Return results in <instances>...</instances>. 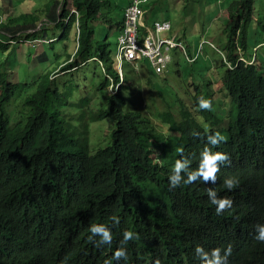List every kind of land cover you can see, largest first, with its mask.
Instances as JSON below:
<instances>
[{
  "label": "trees",
  "instance_id": "trees-1",
  "mask_svg": "<svg viewBox=\"0 0 264 264\" xmlns=\"http://www.w3.org/2000/svg\"><path fill=\"white\" fill-rule=\"evenodd\" d=\"M112 5L110 0H50L45 4L48 21L59 20L63 29L50 42L55 50L52 59L40 43H35L40 49L37 46L36 52H29L35 56V70L38 63L48 62L39 79L13 82L6 65L14 63L0 62V264H103L120 246L127 251V264H201L194 252L197 244L222 251L230 244L229 264H264V242L254 239L255 226L264 223L261 57L250 65L239 62L226 71L232 107L225 116L213 103L211 110L198 108L201 87L192 93L196 114L180 96H176V109L169 101L167 111L158 113L174 132L166 135V126L156 127L125 93L131 78L125 77L118 86L111 42L95 37L93 23L99 19L116 23L119 30L122 27L125 6L120 19L114 21ZM12 6L14 0L0 16L2 54L16 36L34 35L42 41L35 36L43 28H37L39 14L35 19L29 12L4 19ZM254 8V0H234L228 5L229 61H236L238 47L249 48L244 23L254 16ZM73 31L77 45L72 53L66 47ZM56 40L63 42L64 53L56 48ZM184 52L194 55L188 47ZM61 55L66 58L47 69ZM95 58L103 63L106 75L113 77L104 75L97 89L105 90L111 84L117 88L110 94L105 90L104 104L97 112L101 120L111 117L115 126L111 142L91 153L88 102L80 94V112L71 125L62 107L70 104L69 97L81 88L61 75ZM159 92L164 95L162 89ZM205 98L211 100L208 94ZM221 116L226 118L225 124H221ZM200 117L210 124L207 133ZM193 131L200 135L193 136ZM215 131L227 139L208 145L206 136ZM173 135L180 139L173 143L162 139ZM206 145L229 156L216 181L198 179L169 188L168 176L175 160L187 157L190 168L195 169ZM229 176L240 180L231 191L223 185ZM209 188L220 197H230L232 206L217 215L207 196ZM112 215L119 216L120 222L112 227L111 246L88 241L89 225H111ZM124 230L138 233L139 239L121 245ZM92 252L98 254L94 259ZM113 264L125 262L113 260Z\"/></svg>",
  "mask_w": 264,
  "mask_h": 264
},
{
  "label": "rangeland",
  "instance_id": "rangeland-1",
  "mask_svg": "<svg viewBox=\"0 0 264 264\" xmlns=\"http://www.w3.org/2000/svg\"><path fill=\"white\" fill-rule=\"evenodd\" d=\"M14 7L9 13L4 15V19L9 16H16L23 12L33 13V19L40 16L37 21V28L43 27L35 36L42 37V41L36 40L27 35L16 36V39L9 41L6 51H0V62L7 60L13 62L14 65H6L9 72V78L14 81L25 80L32 81L33 78H40L48 62L38 63L35 70V56H31L29 52H36L37 44L40 43L52 59L53 47L50 42L53 38L57 39L62 33V23L57 20L48 21L46 14L47 8L45 4L50 0H21L15 2ZM112 2V16L114 21L121 17L122 8L130 3V0H110ZM234 0H140L144 9L143 17L151 21V25L146 27L145 23L141 29L148 31L154 28V21L164 19L171 21L172 28L163 30L159 33L161 38L173 40L172 46H176L177 50L167 53L171 58V63L163 71L158 72L154 63L150 59H145L140 63L126 58L120 59V44L118 37L125 25L123 18L122 27L118 28L117 24H111L108 20L99 19L93 23L95 28V37L100 39L105 37L111 42V48L114 56L113 67L119 76L118 86L123 83L125 77L131 78L128 81L130 87L125 90L132 97L134 106L143 111L144 115L150 116L155 126L165 125L159 118L158 113L167 111L168 102H172L173 109L179 106L176 96H180L183 101L193 106L192 113L196 114L195 100L192 99V93L196 88L201 87L198 98H211L218 112H223L224 116L232 107V101L226 89V71L233 69L239 62L246 65L254 63V58L261 57L264 67V0H254V16L250 21L244 23V32L247 33V43L249 48L247 51L240 47L236 51V61L232 62L228 59V43L229 32L226 27L228 24V5ZM11 7V0H0V16ZM38 11L35 9L38 8ZM73 7H71L72 9ZM31 31V30H30ZM44 35H43V34ZM76 32L71 34V41L66 47L67 51L74 52L76 49ZM6 36V35H5ZM57 36V37H56ZM13 38V37H12ZM56 48L64 53V44H60L59 40L55 42ZM40 45L38 49H40ZM61 47V48H60ZM194 53L193 56H187L184 49ZM254 47V49H253ZM201 54L200 56H198ZM121 55V56H120ZM252 55V58L249 56ZM120 56V57H119ZM198 56V57H197ZM197 57V58H196ZM66 55H61L55 61H51L47 69L56 65L57 61H62ZM82 61V59H80ZM101 60H89V62L78 69H72L61 75L63 80H72L74 84L80 86V93H75L69 97L70 104L64 105L62 111L69 120L71 125L75 124L74 116L80 112V94L86 97L89 105L90 122V138L89 148L91 153H96L99 149H103L111 142V133L114 129L111 117L99 119L98 110L104 104V92L114 93L115 85L107 86L105 90H98L96 84L106 75L105 68ZM108 74V73H107ZM112 79V75L108 74ZM106 75L108 78H110ZM33 86L36 85L33 82ZM32 86V89L34 88ZM117 87V86H115ZM159 89L164 91L161 95ZM13 106V105H12ZM9 107L10 109L12 108ZM190 106V107H191ZM222 113V114H223ZM221 116V124L226 123V118ZM202 117L198 118L201 119ZM203 119V118H202ZM206 123V122H205ZM224 123V124H225ZM228 123V122H227ZM208 126L210 125L207 123ZM166 126V125H165ZM226 127V126H225ZM164 128V127H162ZM209 128V127H208ZM163 132L167 134L174 133L167 126ZM163 141L175 142L180 137L173 135L171 138H162ZM256 234V233H255ZM97 252H92L91 257L95 258Z\"/></svg>",
  "mask_w": 264,
  "mask_h": 264
},
{
  "label": "clouds",
  "instance_id": "clouds-1",
  "mask_svg": "<svg viewBox=\"0 0 264 264\" xmlns=\"http://www.w3.org/2000/svg\"><path fill=\"white\" fill-rule=\"evenodd\" d=\"M133 0L130 1V3ZM129 3V4H130ZM128 4V5H129ZM141 4V3H140ZM127 5V6H128ZM142 6V5H141ZM144 10V9H143ZM125 11V8H124ZM164 20V19H157ZM156 21V20H155ZM154 21V22H155ZM171 22V21H170ZM172 28V24H171ZM254 49V47H253ZM177 50V49H174ZM172 51V53L174 52ZM252 58V55L249 56ZM197 58V57H196ZM257 58V54H256ZM254 58V60L256 59ZM117 87H115L116 89ZM198 108L211 110L213 108L212 101L208 98H198ZM201 125L204 132H208V124L200 119ZM193 136L200 135V133L193 131ZM208 145H218L226 141L227 137L223 135L220 131H215L206 136ZM177 151H182V149H177ZM228 153L223 151H212L206 145L200 153V159L198 166L195 169L190 168V159L187 157H181L175 160L171 167L170 175L168 176V186L169 188H175L177 186L192 184L196 180L215 182L217 179V172L220 170V166L225 162H228ZM240 183V180L236 177L229 176L223 180V185L229 191L236 188ZM207 196L210 204L215 205V212L217 215L221 214L226 208H230L233 204V200L230 197L224 196L220 197L214 188H209L207 190ZM112 222L111 225L105 223H92L89 225L87 232V240L92 242L96 246L109 245L111 246L113 242V231L112 227L118 225L120 222V217L112 215L109 218ZM256 234L254 236L255 240L264 242V223H259L255 226ZM139 239V234L132 230H124L122 233V239L120 241L121 245L126 244L129 240ZM231 245L221 250L220 247H215L210 250H206L202 245L197 244L195 246L194 252L196 257L199 258L201 264H229V256L231 254ZM113 260L120 261L123 260L127 264L128 255L125 247L120 246L115 249L112 254L111 259H105L103 264H113Z\"/></svg>",
  "mask_w": 264,
  "mask_h": 264
},
{
  "label": "built area",
  "instance_id": "built-area-1",
  "mask_svg": "<svg viewBox=\"0 0 264 264\" xmlns=\"http://www.w3.org/2000/svg\"><path fill=\"white\" fill-rule=\"evenodd\" d=\"M144 10L140 0H133L124 11L125 25L118 40L120 44V59L126 58L140 63L145 59H150L158 72L163 71L171 63V58L167 53L176 49L172 46L173 40L161 38L159 33L171 28L168 20H156L154 28L143 31Z\"/></svg>",
  "mask_w": 264,
  "mask_h": 264
},
{
  "label": "crops",
  "instance_id": "crops-1",
  "mask_svg": "<svg viewBox=\"0 0 264 264\" xmlns=\"http://www.w3.org/2000/svg\"><path fill=\"white\" fill-rule=\"evenodd\" d=\"M143 22L145 23L146 27L152 24L151 21H148L145 17H143Z\"/></svg>",
  "mask_w": 264,
  "mask_h": 264
},
{
  "label": "bare ground",
  "instance_id": "bare-ground-1",
  "mask_svg": "<svg viewBox=\"0 0 264 264\" xmlns=\"http://www.w3.org/2000/svg\"><path fill=\"white\" fill-rule=\"evenodd\" d=\"M113 82V81H112ZM117 86V85H116ZM93 259H94V257H93Z\"/></svg>",
  "mask_w": 264,
  "mask_h": 264
}]
</instances>
